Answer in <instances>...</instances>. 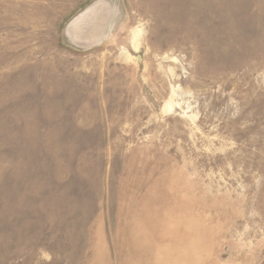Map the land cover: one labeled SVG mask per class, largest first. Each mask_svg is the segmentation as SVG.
Returning <instances> with one entry per match:
<instances>
[{
  "label": "rangeland",
  "instance_id": "rangeland-1",
  "mask_svg": "<svg viewBox=\"0 0 264 264\" xmlns=\"http://www.w3.org/2000/svg\"><path fill=\"white\" fill-rule=\"evenodd\" d=\"M0 264H264V0H0Z\"/></svg>",
  "mask_w": 264,
  "mask_h": 264
}]
</instances>
